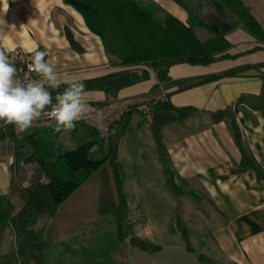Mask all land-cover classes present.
<instances>
[{
  "label": "crops",
  "instance_id": "1",
  "mask_svg": "<svg viewBox=\"0 0 264 264\" xmlns=\"http://www.w3.org/2000/svg\"><path fill=\"white\" fill-rule=\"evenodd\" d=\"M242 2L264 26V0ZM7 3L8 9L4 11V2L0 0V48L21 49L27 53V49L33 47L47 50L46 59L55 64L59 72H67L75 80L115 72L108 67L100 39L88 31L82 16L64 0H7ZM179 15L181 21L188 20L187 12L180 11ZM67 31L81 52L69 45ZM226 39L232 45L227 58L205 66L179 64L171 68L169 75L173 82L197 81L239 71L237 75L178 91L176 85L156 89L157 76L151 72L148 80L122 90L116 98L102 92H89L86 100L88 104L110 102L106 109L110 114L138 106L130 130L120 143L118 160L125 180L122 159L124 155L128 157L131 183L137 194H144L148 199L152 214L148 211L146 224L165 228L164 225L176 221L178 217L173 209L178 200L185 224L191 223L195 229H209L200 246L207 252L202 255L203 259L210 264H264V180L254 169H236L242 156L233 142L229 125L212 118L226 110L234 114L243 142L264 172V109L251 107V103H262L258 97L264 88V50L242 29ZM260 65L262 67L258 68ZM167 98L175 108H193L197 113L184 123L170 124L161 131L162 152L140 108L153 100ZM246 100L252 102L245 103ZM12 150L9 141L0 144V197L8 194L10 187ZM109 172L107 167L105 173L116 196ZM101 175V172L95 173L55 214L47 264H92L88 252L94 247L90 241L97 240L98 232L106 228L118 233L113 216L99 220ZM169 177L180 190L179 199L168 187ZM141 201L140 197L135 202L128 200V212L139 214ZM95 223V232H91ZM140 235L138 231L137 236ZM170 236L182 237L179 232ZM11 243L13 247V240Z\"/></svg>",
  "mask_w": 264,
  "mask_h": 264
},
{
  "label": "trees",
  "instance_id": "2",
  "mask_svg": "<svg viewBox=\"0 0 264 264\" xmlns=\"http://www.w3.org/2000/svg\"><path fill=\"white\" fill-rule=\"evenodd\" d=\"M182 1L171 0L187 12L189 18L186 22L170 15L157 3H146L145 0H64L82 16L88 31L100 39L108 59V67L115 70L101 77L79 80L85 83L87 93L102 92L116 98L122 90L148 80L151 72L157 76L156 89H168L176 85L178 91L190 90L221 77L237 75L239 71L197 81L171 80L169 73L173 66L212 64L227 58L228 51L232 48L222 33L212 29L209 38L199 40L196 29L206 24L201 20L197 9H194L198 12L195 14ZM207 1L219 4L224 13L231 16V22L228 23L231 29L241 26L264 50V26L259 24L242 0ZM161 14L164 16L163 20L158 19ZM223 21L222 19L220 23ZM67 38L69 45L81 52L68 31ZM262 90L258 97L262 103H251L248 100L245 103L250 102L252 108L264 109V88ZM53 95L55 96V92ZM89 105L97 113H102L110 106V102ZM136 107L138 106L125 110L118 121L114 118L107 121L109 133L106 140L88 123L76 122L77 126L71 136L78 146L69 151L63 150L60 131L40 128L45 123L54 121L45 117L50 109L25 131L0 122V144L9 141L13 148L10 187L8 194L0 197V247L6 230H10L14 236L12 249L0 257V264H47L46 253L52 245L55 214L66 200L98 172H101L102 178L97 213L100 217L113 216L120 238L122 237V224L129 205L122 186L118 152L122 139L130 130L131 119L138 112ZM147 107L151 113V133L162 152L164 147L161 131L170 124L184 123L197 113L193 108H175L168 98L153 100ZM233 115L226 110L212 118L215 122L226 121L229 125L233 142L242 156L240 166L236 169H254L264 180V172L243 142L242 130ZM31 129L34 131L31 132ZM107 167L116 196L112 193L110 180L105 173ZM28 172H31L29 178L26 177ZM167 184L173 195L180 194L171 177ZM40 220H44L42 227H38ZM176 223L188 245L186 249L195 252L189 245V236L180 223ZM130 245L147 253L157 252L159 248L135 238L130 240ZM199 258V261L203 260L202 255Z\"/></svg>",
  "mask_w": 264,
  "mask_h": 264
},
{
  "label": "rangeland",
  "instance_id": "3",
  "mask_svg": "<svg viewBox=\"0 0 264 264\" xmlns=\"http://www.w3.org/2000/svg\"><path fill=\"white\" fill-rule=\"evenodd\" d=\"M146 3L154 2L161 6L167 13L175 16L176 18L181 20V15L179 12H184L185 10L181 8L179 5L174 4L173 2H165V0H145ZM185 4L188 5L189 9L193 11L195 14L198 13L201 20L206 24L204 27H200L196 29L197 36L199 40L204 41L206 38L211 36V31L216 30L222 33L225 37L230 36V34L237 31V29L244 30L241 26L236 29H231L228 26L229 21L231 22V16L224 13L223 8L219 4L209 3L207 0H183ZM194 9H197L198 12ZM186 12V11H185ZM163 15H158V19L163 20ZM189 18V15H188ZM224 20L222 23L220 21ZM219 22V23H218ZM245 31V30H244ZM251 36V35H250ZM252 38V36H251ZM118 112H114L113 114L108 113L107 110L102 113H97L96 111L90 113L79 121H84L88 123V117L94 118L96 121L100 120L104 123V120L108 118V120L114 118V115ZM107 120V121H108ZM78 122V121H77ZM89 124V123H88ZM90 125V124H89ZM77 124H75V127ZM61 129L60 133V143L63 145V150L69 151L78 146V143L72 138V131L75 129ZM41 129L48 131L56 130L55 121H49L45 123L44 126L40 127ZM93 128V127H92ZM95 129V128H94ZM34 129H31L33 132ZM99 131V130H98ZM128 157L124 155V159H122V165L124 168V173L126 174V179H122L123 186H125V190L128 195H126V199L130 200V202H135L137 197L142 198L141 201V209L138 211L139 214L134 213L133 215L130 212L126 211L124 220H123V228H122V237L120 238V233L112 232L110 229L106 228L104 231L98 232L96 237L97 240H91L90 244L94 248L88 252V257L91 259L92 264H210L207 259H203L199 261L200 255H206L207 252L200 248L203 241L206 240L208 234V228L201 227L195 229L191 223L184 222L185 217L182 216L181 204H179L178 200H176V208H174V212H176V216L178 219L176 221H171L169 225H164L165 228H153V226L148 225L149 212V202L144 194H137L136 187H134L131 183L132 173L131 163L127 159ZM127 159V160H126ZM31 175V172H28L26 177ZM29 178V177H28ZM102 178V175H101ZM126 184V185H124ZM128 186V188H126ZM124 189V187H123ZM88 191V190H87ZM125 192V191H124ZM126 194V193H125ZM90 192L87 197L90 200ZM175 196V195H174ZM180 195H177L179 199ZM176 197V196H175ZM148 208V209H147ZM152 214V211H150ZM142 215V216H141ZM174 216V213L172 214ZM107 218V217H104ZM100 217L99 220H101ZM173 222V223H172ZM180 223L181 227L189 236V245L191 248L195 249L196 252H191L186 247L188 246L185 239L180 237L179 239L176 237H171V234L176 235L178 231L177 223ZM184 222V223H183ZM44 225V220H40L38 227H42ZM96 223L92 225L91 232H95ZM138 231H141V235H138ZM139 239L149 243L150 245L158 246V251L154 253L142 252L130 245L131 239ZM12 240L14 241V236L10 230H6L2 235L1 247H0V257L3 254H6L10 248H12ZM210 240V239H209ZM130 262V263H129Z\"/></svg>",
  "mask_w": 264,
  "mask_h": 264
},
{
  "label": "clouds",
  "instance_id": "4",
  "mask_svg": "<svg viewBox=\"0 0 264 264\" xmlns=\"http://www.w3.org/2000/svg\"><path fill=\"white\" fill-rule=\"evenodd\" d=\"M3 2L7 11V0ZM27 51L32 56L29 69L38 79L22 81L8 53L0 49V122L25 131L50 109L57 131L74 128L89 109L85 83L59 72L46 59L47 50L33 47Z\"/></svg>",
  "mask_w": 264,
  "mask_h": 264
},
{
  "label": "built area",
  "instance_id": "5",
  "mask_svg": "<svg viewBox=\"0 0 264 264\" xmlns=\"http://www.w3.org/2000/svg\"><path fill=\"white\" fill-rule=\"evenodd\" d=\"M2 49V48H0ZM4 50V49H3ZM6 51V50H5ZM9 55V59L10 61L17 67L18 69V78L21 79L22 81H27V80H31V79H38V77L36 76L35 73L31 72L29 69V65L31 63V59L32 56L30 53L25 52L24 50L21 49H14L11 51H6ZM95 109H93V107L91 105H89V109L87 111V113L82 117L84 118L85 116L87 117V115H89L90 113L94 112ZM140 111L143 114V117L147 123L151 124L152 120H151V113H150V108L147 106H141ZM124 111L122 112H118L114 115V119L115 120H120L122 115H123ZM45 117L47 118V120H53L50 117V110L49 112H47L45 114ZM81 118V119H82ZM89 121L88 123L90 124L91 127L95 128L96 130H99L101 135V138L106 140L108 137V127H107V120L108 118H106L104 120V123L100 120L96 121L94 118H87Z\"/></svg>",
  "mask_w": 264,
  "mask_h": 264
}]
</instances>
